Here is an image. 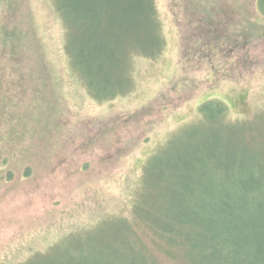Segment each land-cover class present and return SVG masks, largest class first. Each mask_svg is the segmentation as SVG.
Returning <instances> with one entry per match:
<instances>
[{"label":"rangeland","instance_id":"rangeland-1","mask_svg":"<svg viewBox=\"0 0 264 264\" xmlns=\"http://www.w3.org/2000/svg\"><path fill=\"white\" fill-rule=\"evenodd\" d=\"M155 5L158 53L130 55L120 86L97 93L120 91L103 98L69 68L50 0H0V264L44 254L102 220L110 222L93 235L109 241L111 218L131 222L134 202L144 208L150 186L157 191L142 178L146 163L220 129L200 119L203 101L222 100L226 119L244 122L228 150L241 151L236 132L245 122L264 124V19L255 0ZM14 26L24 38L8 67L1 38ZM91 242L77 235L65 247Z\"/></svg>","mask_w":264,"mask_h":264},{"label":"trees","instance_id":"trees-1","mask_svg":"<svg viewBox=\"0 0 264 264\" xmlns=\"http://www.w3.org/2000/svg\"><path fill=\"white\" fill-rule=\"evenodd\" d=\"M50 1L63 26L69 68L94 97L120 91L97 93L120 86L122 65L134 52L159 51L155 0ZM255 6L264 19V0H255ZM14 27L1 38L10 49L8 67L23 42L21 27ZM226 110L222 100L203 101L200 119L220 128L213 137L196 142L191 137L193 144L169 160L154 156L146 163L142 178L154 180L157 191L150 186L144 208L134 202L131 222L111 218L116 226L109 241L93 235L110 222L102 220L18 264H163V256L185 264H264V124L245 122L236 132L241 151L228 150L232 128L244 122L228 121ZM11 178L8 172L6 180ZM77 235H92V242L66 248Z\"/></svg>","mask_w":264,"mask_h":264}]
</instances>
